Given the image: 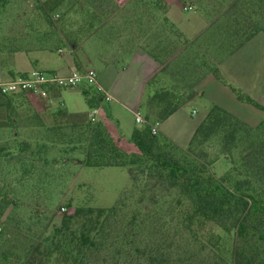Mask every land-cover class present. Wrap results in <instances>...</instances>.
Returning a JSON list of instances; mask_svg holds the SVG:
<instances>
[{"label":"rangeland","instance_id":"374dc122","mask_svg":"<svg viewBox=\"0 0 264 264\" xmlns=\"http://www.w3.org/2000/svg\"><path fill=\"white\" fill-rule=\"evenodd\" d=\"M110 1L0 0V69L12 67L10 55L17 51L29 54L32 68L44 69V63L35 59L46 44V28L60 34L61 13L73 9L85 14L94 4H105L111 10ZM233 2L135 0L137 14L143 19L144 42L153 43L158 53L169 54L164 61L166 68L154 85L173 91L177 95L171 98L173 102L182 101L190 91V82L208 73L209 66L224 65L220 77L208 74L200 80L199 93L183 107L192 122L206 116L213 105L224 107L252 125L264 119V30L255 33L257 36L241 48L226 50L225 43L237 36L229 31L234 29L229 19V15L234 17ZM170 5H175L174 15L178 18L199 12L207 19L199 37L175 34L163 20ZM261 11L263 16L254 13L253 17L264 23V6ZM242 36L239 34L238 39ZM56 44L51 46L55 49ZM90 87H63L68 108L90 111L83 92ZM61 101L60 96L49 97L48 92L30 93L16 103H9L4 96L0 99V264H146L144 257L152 248L165 251L169 264H233L235 232L197 217L188 222L189 226L183 224L189 213L184 203L177 204L173 199L174 190L156 188L154 177L140 175L132 179L127 165H87L83 147H75L74 142H52L57 132L46 126L60 119H56L54 111ZM120 107V123L116 116L109 115L121 132L118 145L130 153L137 150L131 138L132 124L159 127L163 119L157 118L153 102L144 101L138 107L145 122H138L135 113ZM180 113L174 128L184 122L185 116ZM106 115L104 109L98 113L103 120ZM167 137L180 148H189L191 138L180 143ZM43 141H47L46 147L41 145ZM219 141L216 138L195 146L197 152L205 150L202 157L218 176L231 165L226 154L213 161L222 153ZM155 193L160 196L161 205L157 207ZM118 202L125 206L108 220L105 234L99 233L97 226L102 217L97 208ZM134 215L139 225L130 228ZM131 230L132 237H126ZM84 231L96 237V245L80 241Z\"/></svg>","mask_w":264,"mask_h":264},{"label":"trees","instance_id":"16d2710c","mask_svg":"<svg viewBox=\"0 0 264 264\" xmlns=\"http://www.w3.org/2000/svg\"><path fill=\"white\" fill-rule=\"evenodd\" d=\"M256 4L258 8H255ZM232 6L235 9L234 17L229 15V19L234 29L229 31L231 35L237 36L225 43L224 46H228L225 49L228 51L236 50L259 30H264V23L255 21L253 17L254 13L263 16L261 10L264 0H234ZM163 20L174 28L178 37L182 36V31L169 21L166 15ZM239 34L243 36L238 39ZM165 68L163 65L161 72ZM208 71L217 77L221 76L218 64L209 66ZM206 73L207 71L201 73L190 82V91L182 101L173 102L171 98L177 95L169 88H156L148 104L153 102L154 106L156 105L157 118H166L194 96L195 85ZM158 75L154 76L152 82L155 83ZM62 88L57 85L50 86L48 96L61 97ZM88 90L84 89V93L88 96L89 104L93 106V99L99 100L101 93L96 89ZM30 93L25 90L3 93L0 90V99L4 96L9 103H16L26 99ZM247 98L254 101L251 97ZM62 105L64 104L61 102V106L54 111L56 119L60 117L57 123L46 126L48 130L57 132V137L52 139V142H74L75 147H83V161L87 165H127L134 180L140 175L156 178V188L166 187L174 190L176 195L173 199L177 204L184 203L189 215L184 218L183 224L189 226L188 222L197 217L204 221H213L224 229L235 232L233 264H264V119L252 125L224 107L213 105L195 129L189 148H180L165 134H159L150 124H144L133 129L131 138L137 150L129 153L118 145L102 121H93L89 112H71ZM216 138H219L223 147L222 153L212 158L213 161L221 154H226L231 161L230 167L220 176L212 171L203 159L205 150L197 152L195 149V146ZM41 145L46 147L47 141H43ZM158 197L155 193V207L161 205L160 196ZM143 198L142 195L141 200ZM124 206V202H118L109 207L97 208L98 216L102 217L97 226L99 233L105 234L108 220ZM88 210L92 211L93 207ZM136 225L139 223L137 215H134L129 221V226L131 228ZM132 230L130 233L126 232L125 236L132 237ZM90 234L81 232L80 241L96 245V237H91ZM137 250H140L139 246ZM149 251L147 257H144L146 264H169L165 251H155L154 248Z\"/></svg>","mask_w":264,"mask_h":264},{"label":"crops","instance_id":"0c3cea01","mask_svg":"<svg viewBox=\"0 0 264 264\" xmlns=\"http://www.w3.org/2000/svg\"><path fill=\"white\" fill-rule=\"evenodd\" d=\"M136 5L135 0H111V10L107 9L105 4H94L85 14H80L73 9L67 14L61 13L59 18L60 34L46 28L44 34L46 44L42 46V52L35 59L36 62L44 63V69L58 71L62 74H68L76 68L94 67L97 70L99 83L112 97L106 99L101 94L99 100L93 99V106L89 104L88 96L84 93L85 99L91 108L98 106L100 111L105 110L107 115L104 120L100 117L98 120L105 124L119 145L122 139L121 132L110 116L112 115L113 118L116 116L120 123V106L134 114L141 103L144 101L148 103L150 96L157 88L152 79L161 73L166 56L169 55L163 52L158 53L157 48L150 41L144 42L143 19L139 13L137 14ZM173 6L175 5H170L166 10L169 21L179 27L186 37H199L200 32L208 24L207 19L199 12L186 18H178L174 15ZM255 36L257 34L249 38L246 43L253 40ZM53 42L57 43L55 49L51 46ZM12 54L10 55L13 61L12 67L1 69L5 75H17L32 69L29 54L26 55L21 51ZM223 66L221 63V70H223ZM208 74L216 76L214 73L208 72L200 80ZM200 80L195 85V95L164 118L160 126H156L157 131H161L180 143L190 140L205 115L198 121L192 122L182 110L199 93L197 85ZM72 87L78 88V86ZM88 89L94 91L95 87L86 88V90ZM61 100L71 112H89V110L69 109L62 90ZM180 112H182V116H185L183 117L184 122L174 128L176 116L181 114ZM141 126L133 123L131 131L135 127Z\"/></svg>","mask_w":264,"mask_h":264},{"label":"built area","instance_id":"2783aa9c","mask_svg":"<svg viewBox=\"0 0 264 264\" xmlns=\"http://www.w3.org/2000/svg\"><path fill=\"white\" fill-rule=\"evenodd\" d=\"M84 84L92 85L104 95V98L111 99V94L107 93L99 83L98 73L94 67L76 68L68 74L35 67L29 71L11 76L5 75L0 69V90L3 93L25 90L31 93L46 94L48 88L53 85L72 87ZM99 111L98 106L92 107L89 111V116L93 121L98 120ZM135 117L138 122H145L146 120L139 109L136 111ZM152 129L157 131L156 126H152Z\"/></svg>","mask_w":264,"mask_h":264}]
</instances>
